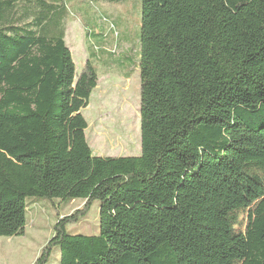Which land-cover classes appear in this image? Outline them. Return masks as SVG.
<instances>
[{
  "label": "trees",
  "instance_id": "trees-1",
  "mask_svg": "<svg viewBox=\"0 0 264 264\" xmlns=\"http://www.w3.org/2000/svg\"><path fill=\"white\" fill-rule=\"evenodd\" d=\"M60 1L0 0V237L24 234L28 198L81 200L33 264H264V0H138V57L117 63L141 147L121 157L86 142L103 52L75 76ZM94 201L97 235H69Z\"/></svg>",
  "mask_w": 264,
  "mask_h": 264
},
{
  "label": "rangeland",
  "instance_id": "rangeland-1",
  "mask_svg": "<svg viewBox=\"0 0 264 264\" xmlns=\"http://www.w3.org/2000/svg\"><path fill=\"white\" fill-rule=\"evenodd\" d=\"M64 15L62 28L64 40L79 76L89 53L101 43L103 54L98 55V83L92 91L88 105L82 110L87 123L85 139L93 156L121 157L140 154L139 76L132 71L133 62L119 65L123 56L132 61L138 57L141 3L127 0L115 3L104 1L63 0L59 3ZM30 10V8H26ZM22 9L18 10L20 15ZM23 11V10H22ZM114 25L107 31L102 19ZM88 33V36L87 34ZM93 33H96L95 36ZM116 33V35H114ZM116 48L117 55H110ZM88 56V57H87ZM123 61V60H122ZM27 223L20 237H0V264H33L53 235L56 217H65L84 208L81 200L50 203L47 200L26 199ZM99 202L94 201L89 210L75 224L67 226L69 235L91 236L98 233ZM248 211L238 213L237 231H243ZM48 264H59V250L54 248Z\"/></svg>",
  "mask_w": 264,
  "mask_h": 264
},
{
  "label": "built area",
  "instance_id": "built-area-1",
  "mask_svg": "<svg viewBox=\"0 0 264 264\" xmlns=\"http://www.w3.org/2000/svg\"><path fill=\"white\" fill-rule=\"evenodd\" d=\"M102 22L105 26H107L106 28L108 31L114 30V25L112 23H110L108 20L103 18ZM114 35H116V33H114ZM110 54L117 55L116 48H114Z\"/></svg>",
  "mask_w": 264,
  "mask_h": 264
},
{
  "label": "crops",
  "instance_id": "crops-1",
  "mask_svg": "<svg viewBox=\"0 0 264 264\" xmlns=\"http://www.w3.org/2000/svg\"><path fill=\"white\" fill-rule=\"evenodd\" d=\"M88 57V56H87Z\"/></svg>",
  "mask_w": 264,
  "mask_h": 264
}]
</instances>
